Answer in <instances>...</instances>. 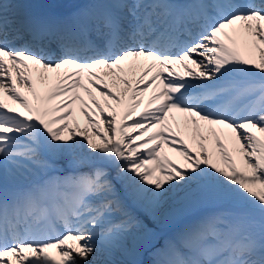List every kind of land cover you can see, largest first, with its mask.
I'll return each mask as SVG.
<instances>
[{"label": "snow or ice", "instance_id": "snow-or-ice-1", "mask_svg": "<svg viewBox=\"0 0 264 264\" xmlns=\"http://www.w3.org/2000/svg\"><path fill=\"white\" fill-rule=\"evenodd\" d=\"M117 252L264 264V0H0V264Z\"/></svg>", "mask_w": 264, "mask_h": 264}, {"label": "bare ground", "instance_id": "bare-ground-1", "mask_svg": "<svg viewBox=\"0 0 264 264\" xmlns=\"http://www.w3.org/2000/svg\"><path fill=\"white\" fill-rule=\"evenodd\" d=\"M18 87H19V85H18ZM9 103H11V101H9ZM81 120H82V118H81ZM169 155L176 161L177 164H180L182 162L181 159L179 157H177L174 153H169ZM186 192H187V189H185L183 186H177L176 188L169 190L168 195L170 196V199H169L168 203L162 209V212L169 213L171 215V221L178 219L177 221L180 220V223L182 224V222H184L186 219L190 218L188 216H185L183 214V211H182L183 205L181 204V201L183 200ZM198 211L201 212L202 210H198ZM198 211L196 213L197 215L200 214V213H198ZM150 226H154L157 229V228H160L161 226H164V224H161L158 226L150 224ZM53 254H55V253H53ZM113 258L117 261V264H119V261H122V260L126 259L127 257L123 253L117 252ZM103 259L104 258L102 256H100L99 254L90 257V261H92L93 264H102ZM147 264H149V261Z\"/></svg>", "mask_w": 264, "mask_h": 264}, {"label": "rangeland", "instance_id": "rangeland-1", "mask_svg": "<svg viewBox=\"0 0 264 264\" xmlns=\"http://www.w3.org/2000/svg\"><path fill=\"white\" fill-rule=\"evenodd\" d=\"M170 223H173V221H171ZM170 223H169V224H170ZM169 224H167V225H169ZM165 226H166V225H165Z\"/></svg>", "mask_w": 264, "mask_h": 264}]
</instances>
